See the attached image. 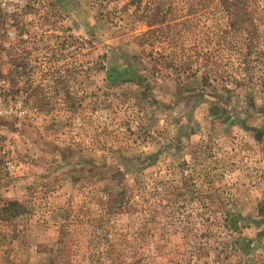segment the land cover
I'll return each mask as SVG.
<instances>
[{
  "label": "rangeland",
  "instance_id": "1",
  "mask_svg": "<svg viewBox=\"0 0 264 264\" xmlns=\"http://www.w3.org/2000/svg\"><path fill=\"white\" fill-rule=\"evenodd\" d=\"M209 1L0 0V264H264V0Z\"/></svg>",
  "mask_w": 264,
  "mask_h": 264
},
{
  "label": "trees",
  "instance_id": "2",
  "mask_svg": "<svg viewBox=\"0 0 264 264\" xmlns=\"http://www.w3.org/2000/svg\"><path fill=\"white\" fill-rule=\"evenodd\" d=\"M211 3V4H210ZM248 0H210L209 6L213 9L214 23L212 26V33L214 35L225 32L227 36L235 37L240 40L239 43L244 48H251L252 36L249 27L254 20V10L248 8ZM250 54V51L246 50L244 57ZM244 58V59H245ZM21 204L17 201H8L0 206V213L4 217H14L20 214ZM258 217L254 220L257 225L259 224L260 236H264V198L260 199L257 203ZM223 220L226 225L234 223L231 213L225 212ZM222 244L220 251L224 253L225 245L224 241H219L218 244ZM234 244V242L232 243ZM228 252V250H227ZM226 252L225 255L228 253ZM103 260H110V264H138L139 259H133L132 261L124 260V257L114 248H109L106 252H102ZM72 264V263H65ZM104 264V263H102Z\"/></svg>",
  "mask_w": 264,
  "mask_h": 264
},
{
  "label": "built area",
  "instance_id": "3",
  "mask_svg": "<svg viewBox=\"0 0 264 264\" xmlns=\"http://www.w3.org/2000/svg\"><path fill=\"white\" fill-rule=\"evenodd\" d=\"M13 165L11 163H7V168L12 169Z\"/></svg>",
  "mask_w": 264,
  "mask_h": 264
}]
</instances>
